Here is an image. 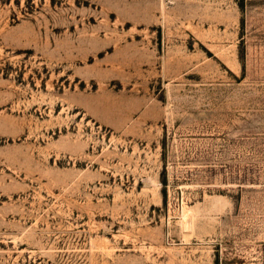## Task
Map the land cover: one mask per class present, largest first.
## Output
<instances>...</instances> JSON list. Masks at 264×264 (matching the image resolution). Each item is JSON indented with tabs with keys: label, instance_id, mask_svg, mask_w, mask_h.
Instances as JSON below:
<instances>
[{
	"label": "rangeland",
	"instance_id": "374dc122",
	"mask_svg": "<svg viewBox=\"0 0 264 264\" xmlns=\"http://www.w3.org/2000/svg\"><path fill=\"white\" fill-rule=\"evenodd\" d=\"M0 264H264V0H0Z\"/></svg>",
	"mask_w": 264,
	"mask_h": 264
}]
</instances>
